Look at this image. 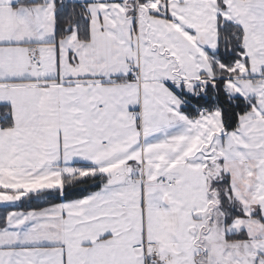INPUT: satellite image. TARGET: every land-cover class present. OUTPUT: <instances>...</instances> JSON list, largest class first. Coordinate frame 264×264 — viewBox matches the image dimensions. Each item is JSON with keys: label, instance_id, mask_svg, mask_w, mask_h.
<instances>
[{"label": "snow or ice", "instance_id": "snow-or-ice-1", "mask_svg": "<svg viewBox=\"0 0 264 264\" xmlns=\"http://www.w3.org/2000/svg\"><path fill=\"white\" fill-rule=\"evenodd\" d=\"M0 264H264V0H0Z\"/></svg>", "mask_w": 264, "mask_h": 264}]
</instances>
